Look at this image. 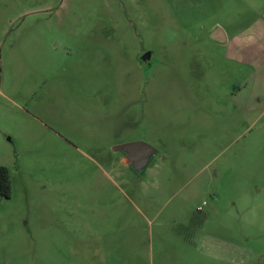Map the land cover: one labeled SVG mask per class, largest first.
I'll list each match as a JSON object with an SVG mask.
<instances>
[{
	"label": "rangeland",
	"instance_id": "374dc122",
	"mask_svg": "<svg viewBox=\"0 0 264 264\" xmlns=\"http://www.w3.org/2000/svg\"><path fill=\"white\" fill-rule=\"evenodd\" d=\"M198 1L0 0V264H264V0Z\"/></svg>",
	"mask_w": 264,
	"mask_h": 264
},
{
	"label": "water",
	"instance_id": "95a60500",
	"mask_svg": "<svg viewBox=\"0 0 264 264\" xmlns=\"http://www.w3.org/2000/svg\"><path fill=\"white\" fill-rule=\"evenodd\" d=\"M222 31V29L216 28L210 34V38L220 44H224L226 42V38L221 34ZM144 56H148L150 58L151 52H148ZM114 151L125 153L127 155L128 162L132 165V168L136 171V173L142 174L152 162L157 149L146 142H131L116 146Z\"/></svg>",
	"mask_w": 264,
	"mask_h": 264
},
{
	"label": "crops",
	"instance_id": "0c3cea01",
	"mask_svg": "<svg viewBox=\"0 0 264 264\" xmlns=\"http://www.w3.org/2000/svg\"><path fill=\"white\" fill-rule=\"evenodd\" d=\"M207 0H201L200 2L198 1L197 2V4H195V5H193V9H197V12L200 14V15H203V17L205 18V19H208V21L209 22H211V19H212V17L213 16H211L210 14H209V12H211L210 11V9L208 8V9H206V7H205V5H206V2ZM241 1H243V2H245V4H247L246 3V0H241ZM246 7V6H245ZM257 8H258V6L257 5H254L253 7H251V10H257ZM182 10H184V9H181V11ZM224 10L226 11L227 10V7H226V9L224 8ZM259 10V9H258ZM253 12V11H252ZM254 13V12H253ZM211 18V19H210ZM238 24H243L244 23V26H246V23H248V21L246 20V21H244V22H240V21H238L237 22ZM220 23H218V22H212L211 23V25H210V29H209V35L216 29V28H220V29H222V27H220V25H219ZM254 26V25H253ZM223 30V29H222ZM224 31V30H223ZM221 32V34L222 35H224L225 36V38H226V42L224 43V44H220L219 42H217V41H214V40H212L214 43H216L217 45H222L223 47H231V45L233 44V43H237V44H240L241 42H242V39L245 37V32H246V27L244 28V29H242V31L241 32H238V33H233V35H230L229 33H227V32ZM213 35H215V34H213ZM235 49V54H236V56L235 57H229V56H225L224 57V60H225V62L226 61H230V62H232L233 64H235V65H238V66H241L240 67V71L241 72H243V66H245L246 64H248L247 62H245V61H243V59H241L242 57H240L241 56V53H242V47L241 46H237L236 48H234ZM264 63V61L263 62H261V64L260 65H262ZM250 67H252V66H250Z\"/></svg>",
	"mask_w": 264,
	"mask_h": 264
},
{
	"label": "trees",
	"instance_id": "16d2710c",
	"mask_svg": "<svg viewBox=\"0 0 264 264\" xmlns=\"http://www.w3.org/2000/svg\"><path fill=\"white\" fill-rule=\"evenodd\" d=\"M0 196L11 199L12 197V181L10 171L5 166H0Z\"/></svg>",
	"mask_w": 264,
	"mask_h": 264
},
{
	"label": "flooded vegetation",
	"instance_id": "af4514ba",
	"mask_svg": "<svg viewBox=\"0 0 264 264\" xmlns=\"http://www.w3.org/2000/svg\"><path fill=\"white\" fill-rule=\"evenodd\" d=\"M148 52H146L145 54H147ZM144 54V55H145ZM138 60H139V62H140V64L144 67V68H146V70H149L150 68H152V66H153V64H154V62L156 61L155 59H154V56H153V54L151 53V56H150V58L148 57V56H138ZM117 153H121V152H117ZM158 153V151L156 152V154ZM156 154H155V156H156ZM123 156L127 159V155L125 154V153H123ZM154 156V157H155ZM154 159V158H153ZM153 162V161H152ZM151 162V163H152ZM151 163L148 165V167L146 168V170L149 168V166L151 165ZM129 168H131L134 172H136L133 168H132V165L129 163ZM145 170V171H146ZM144 171V172H145ZM195 231V230H194Z\"/></svg>",
	"mask_w": 264,
	"mask_h": 264
},
{
	"label": "built area",
	"instance_id": "2783aa9c",
	"mask_svg": "<svg viewBox=\"0 0 264 264\" xmlns=\"http://www.w3.org/2000/svg\"><path fill=\"white\" fill-rule=\"evenodd\" d=\"M199 210H201V207L199 208Z\"/></svg>",
	"mask_w": 264,
	"mask_h": 264
}]
</instances>
